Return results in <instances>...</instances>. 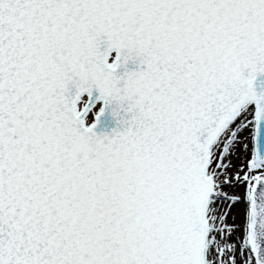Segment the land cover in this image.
Returning a JSON list of instances; mask_svg holds the SVG:
<instances>
[{
  "label": "snow or ice",
  "instance_id": "snow-or-ice-1",
  "mask_svg": "<svg viewBox=\"0 0 264 264\" xmlns=\"http://www.w3.org/2000/svg\"><path fill=\"white\" fill-rule=\"evenodd\" d=\"M0 264H264V0H0Z\"/></svg>",
  "mask_w": 264,
  "mask_h": 264
},
{
  "label": "water",
  "instance_id": "water-1",
  "mask_svg": "<svg viewBox=\"0 0 264 264\" xmlns=\"http://www.w3.org/2000/svg\"><path fill=\"white\" fill-rule=\"evenodd\" d=\"M128 67H135V65H133V64L131 65V63H130ZM112 127H110L109 131L111 130Z\"/></svg>",
  "mask_w": 264,
  "mask_h": 264
}]
</instances>
